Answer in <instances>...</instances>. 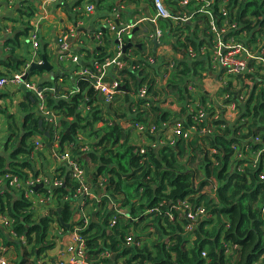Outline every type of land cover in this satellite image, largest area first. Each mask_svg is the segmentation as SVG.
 <instances>
[{
    "label": "trees",
    "instance_id": "trees-1",
    "mask_svg": "<svg viewBox=\"0 0 264 264\" xmlns=\"http://www.w3.org/2000/svg\"><path fill=\"white\" fill-rule=\"evenodd\" d=\"M220 2L214 0L209 7L217 26H221L222 20L218 11ZM226 9L231 20L237 22V28L233 31L230 29L223 35L224 38H237L245 32L247 37L243 43L249 47L255 41L256 30L260 35L264 34V0H227ZM179 26L171 28L169 33L184 42L188 41V36H180L182 27ZM103 57L104 54L100 53L94 55L95 59L102 60L100 62H103ZM131 64L137 65L134 62ZM132 70L126 72L123 69L117 75L125 78L127 74L128 78L134 80L136 77ZM138 73L141 74V70ZM189 82L194 83L188 67L174 63L164 87L173 88L182 100V93L187 95ZM124 84L129 86L127 78ZM257 84L261 83L256 82L255 86ZM151 85L152 81L148 83V94L150 92L154 96ZM226 87L223 92L234 95L232 84L227 83ZM257 88L245 100L239 99L241 92L237 94L236 104L241 116L232 123L225 121L222 114L211 122L205 117L193 122L194 111L187 115L183 113L182 118L175 119V114L162 113L156 105L145 102L147 109L157 113L155 127L160 123L180 122L183 129L194 124L199 130L212 123L224 125V130L207 136H200L196 132L188 139L177 138L173 145L164 144L156 149L143 147L144 154L129 143V134L123 132L114 121L96 128L97 122L103 118L102 111L94 103L99 101V95L86 78L81 77L78 81L79 91L69 94L67 98L46 94L47 106L62 117L59 121L58 152L63 151L64 143L71 145V155L83 170H87L85 184L95 195H82L83 204H92L95 209L99 204V209L95 220L89 216L86 222L85 217L73 221L70 201L79 189V183L71 176L64 162L58 168L59 174L53 178L60 180V185L54 186L52 180L48 188L42 186L35 190V193L44 195L46 201L41 204L47 208L44 215L38 217L34 216L32 202L25 195V190L22 187L11 189L7 179L8 187L0 194V213L7 214L12 220L15 238L11 239L0 228V239L14 248V264H35L41 254L54 246L49 241L54 223L63 232L76 230L83 240L84 261L87 264H119L120 261L122 264H264V174L260 178L263 169L258 166L244 167L242 172L229 169L234 148L242 141L251 137L254 144L250 143L249 147L253 151L264 148V84ZM207 96L205 99L202 96L203 104L198 108L210 114L215 105ZM35 99L34 102H37ZM82 106L88 108L85 115L81 113ZM141 115L138 111L137 116ZM45 120L43 122L31 113L26 118V127L30 134L46 135L53 140L55 128L49 125L51 123L47 118ZM135 121L145 122L141 118ZM242 130L245 132L241 133ZM79 133L92 141L87 150H82L84 144L78 143ZM255 138L258 140L255 141ZM31 148L24 143L15 148L8 160L0 156V175L26 180L22 170L29 165L26 160ZM193 151L201 152L198 171L202 178L197 180L194 179L197 177L196 171L188 165L192 157L183 161V157L191 155ZM19 155L25 157L21 162ZM238 163L241 166L245 161ZM209 187L211 190L207 191ZM183 200L188 202V209L178 208V203ZM49 201L55 202L56 207L51 208ZM199 206L208 216L192 225L185 213ZM124 209L123 215L116 212ZM114 217H117V222L111 226ZM141 222L145 223L149 233L145 238L151 237L150 243L142 242L140 247L126 245L125 238L131 235H126L129 226ZM188 226H191V230H188ZM135 239L138 241V238ZM22 241L30 248L27 249ZM202 252H205L204 256Z\"/></svg>",
    "mask_w": 264,
    "mask_h": 264
},
{
    "label": "crops",
    "instance_id": "crops-1",
    "mask_svg": "<svg viewBox=\"0 0 264 264\" xmlns=\"http://www.w3.org/2000/svg\"><path fill=\"white\" fill-rule=\"evenodd\" d=\"M208 1L212 2L213 0ZM163 3L171 14L170 19L155 18L153 0H60L56 3L52 0H0V77H11L16 73L25 75L30 63H42L44 56L51 66V72L33 71L27 75L25 82L34 84L36 88L43 89L45 94H50L55 98H67L69 94L79 91L78 81L81 77L84 79L79 74L80 69H94L96 63H101L102 60L94 58L95 54H104L103 61L114 57L119 51L117 33L123 28L130 27L122 32L123 36L121 37L122 47L131 43V47L127 48L125 54L122 53L120 57L124 67L120 69L114 65L108 67L103 80L110 84L118 76L117 73L123 69H126V72L133 69L131 73L135 74L136 79L128 78L127 74L125 78L118 76L121 80L123 78L122 85L116 90L109 103L105 102L98 93L99 101L94 103L102 111L103 118L97 122L96 128L99 129L106 123L110 125L114 121L123 132L129 134V143L139 149L152 148L153 145L156 149L172 140V128L180 122H165L155 127L154 121L157 118V113L147 109L145 102H151V106L156 105L162 113L175 114L176 119L182 118L183 113L187 115L190 110H196L203 104V98L205 99L207 95L214 105L225 99L224 94L219 98H214L211 95L218 90H226L227 83L232 84L233 94L241 92L244 95L243 84L248 89L247 94L253 88L259 87V85L252 84L248 78H244L243 83L236 79L223 81L222 77L226 72L222 67H213V59L217 50L213 42L215 26L207 13L199 11L200 4L203 2H199V0H163ZM87 6L92 8L91 11L86 10ZM176 26L182 27L180 36L182 38L188 36V41L184 42L169 33V30ZM34 31L37 33L38 39L36 50L32 47L30 40L31 33ZM246 37V33L242 32L237 36L236 41L243 44ZM59 38L65 40L67 51L60 50ZM256 38L258 36L255 35V41L250 43L249 49L256 48ZM144 47L148 48L149 54H140ZM72 56L77 57L79 61L73 63L70 59ZM249 60L250 58L248 62ZM133 62L137 65L131 64ZM171 63L188 67L194 82L187 84V95L182 93L184 97L182 100L179 99L175 91L170 88L166 90L164 87L168 72L173 69V67L169 68ZM251 64H254V61ZM164 69L167 70L165 76ZM140 70L141 74L138 73ZM151 72H155V76L150 77L149 73ZM126 78L129 85L127 87L124 84ZM150 81H152L154 96L150 92L148 94ZM19 85L9 82L0 89V156L8 160L10 154L14 153L15 148L20 147L21 144L25 143L26 146L32 147L26 160L29 165L22 171L26 174V180L30 178L45 179L48 184L41 185L43 188H48L49 182L59 174L58 168L63 163L57 154L72 153L71 145L64 143L63 151L58 152L61 130L59 121L62 117L57 111L47 106V98L45 107L57 118V125L49 124L56 131L53 140L46 135L30 134V130L26 127V118L33 113L34 117L46 122V117L38 111V100L34 102L36 96L33 92L24 85L27 90L25 92ZM143 87L146 88V95L140 98L139 92ZM134 89L136 93L133 96ZM250 94L251 92L249 96ZM140 101L144 103H140ZM29 106L37 108L35 111H29ZM87 109V106H82V115L86 114ZM138 111L142 114L141 116H137ZM135 112L137 114L133 115ZM137 118H141L145 122L135 121ZM138 125L143 129H140ZM150 127L155 128L156 133L150 134L147 130ZM244 132L242 130L241 133ZM250 139L251 137L247 140ZM88 140L86 138V141ZM247 140L242 141L234 148V154L230 157L229 169L234 168L242 172L244 167L256 168L258 166L263 169L262 174H264V150L261 148L253 151L249 147L250 143L254 144L253 139L246 143ZM80 142L83 143L82 140ZM87 145L89 144L87 143ZM23 158H25L24 155L18 156L20 162ZM242 160L245 161V164L240 166L238 162ZM5 175H0V191L8 187L6 183L8 179L11 189L22 187L25 190V195L32 202L34 216L44 215L47 208L40 203L44 195L35 193L33 187L31 191L34 194H27L29 188L25 183L26 180L13 176L16 178V183L13 186ZM81 197L73 195L70 201L72 212H74L73 221L86 216L95 220L99 204L96 205V209L92 204L84 205ZM89 197H95V195L91 193ZM51 201L48 202V205L55 208L56 203ZM116 212L123 215L125 211ZM0 228L5 235H10L11 239L15 238L12 232V220L5 213H0ZM129 228L140 230V236L131 234L136 238L147 234V228L132 227V225ZM76 234V230L63 232L54 223L49 233V241L53 242L54 246L41 254L35 264H58L59 262L70 264L74 255L66 252V248L69 246L77 248V242L74 240ZM147 239L150 243L151 237ZM2 242L0 239V255H4L8 251L2 253L6 249L3 247L6 243L2 245ZM22 243L26 244L25 241ZM8 247L12 248L9 245ZM25 247L30 248L29 245ZM10 253L12 254V252Z\"/></svg>",
    "mask_w": 264,
    "mask_h": 264
},
{
    "label": "built area",
    "instance_id": "built-area-1",
    "mask_svg": "<svg viewBox=\"0 0 264 264\" xmlns=\"http://www.w3.org/2000/svg\"><path fill=\"white\" fill-rule=\"evenodd\" d=\"M55 3L59 2L60 0H52ZM214 1V0H213ZM209 2L208 0H199V2H203L200 4L199 11L207 13L210 18L212 24L215 26L214 36H213V42L216 45V53L215 57L213 59V67H222L223 70L228 74L230 77L238 78L241 81H244V78H248L252 84H256V82H260L261 84H264V41L262 36L256 38V48L254 50L249 49V47L245 46L244 43L237 42V38L229 37L228 39L224 38L223 35L228 33L230 29L235 30L237 28V23L234 20H231V18L228 16V10L226 9V2L227 0H220L218 11L221 15V26L216 25V21H214L213 16L209 12V7L213 3ZM153 4L155 7V18H163V19H170L171 14L170 12L165 8L163 0H153ZM91 7L87 6L86 10L89 12L91 11ZM128 28H123L121 31L117 33L118 36V53L109 59L104 60L101 63H96L94 65V69L89 68H81L79 71V74L82 75L84 78H87L90 81L91 86L93 89L99 93L105 102L109 103L112 101L113 96L117 89L120 88L122 85V80L118 76L114 78V80L107 84L103 80V76L106 74V69L110 66H115L117 68L124 67V63L122 59L120 58L122 55L121 47L123 45L121 41V37L123 36V31ZM31 44L32 47L36 50L38 48V39H37V33L34 31L31 33ZM58 43L60 46L61 51H67L68 47L65 43V40L62 38L58 39ZM250 58L249 62L248 59ZM71 61L73 63H77L79 60L77 57L72 56ZM254 61V64H251V62ZM173 63L169 65V68L172 69ZM260 73V75H257ZM24 73H16L12 75L11 77H0V89L3 88L7 83H15V84H21L23 83L29 91H32L33 94L36 96L38 100V111L42 112L44 116L48 119L49 123L53 125H57L56 116L53 112L48 110L45 106V100H46V94L44 93L43 89L36 88L34 84H30L25 82L23 80ZM249 75L248 77H245ZM256 79V81L254 80ZM238 80V79H237ZM243 83V82H241ZM257 84V85H261ZM243 87H245L244 95L241 93L239 95L240 100H245L246 97L249 96V93L254 89H252L248 94V89L243 84ZM257 89V88H256ZM238 92L237 94H239ZM225 95V99L222 101H219L215 105V109L213 113H208L206 111H202V108H197L194 110V114L192 116L193 122H198L201 120V118H207L209 122L212 120H215L219 117L220 114L223 117L225 121H228L232 123L234 120L239 119L241 114L238 109V105L236 104V97L237 94L228 95L227 92L223 93ZM233 94V92H232ZM146 95V88L143 87L139 92V97L143 98ZM234 98V99H232ZM227 100V101H226ZM193 112V110H190L189 113ZM138 127L140 129H143L142 126ZM150 134L156 133V129L153 127H150L147 129ZM224 130V125H214L212 123H208L203 128H198L192 124L190 127L183 129L181 123H176L172 128V134L173 138L172 141L177 138L182 139H188L192 134L199 132L200 136H207V135H213L214 133H219L220 131ZM79 144L80 140H82L81 136L78 135ZM258 140V138H255V141ZM169 144V142L167 143ZM164 145V144H163ZM170 145V144H169ZM161 146V145H160ZM154 148V145L152 146ZM88 146L84 145L82 150H87ZM264 150V148H262ZM140 154L145 153V149L140 148L139 149ZM57 157L62 160L64 163L68 165V168L71 171V176L79 183V189L75 193L74 197L82 196V195H89L91 196L90 190L85 184V173L84 170L78 165V163L75 162L74 158L72 157L71 153L69 152H62L58 153ZM7 178H9L10 184L14 186L16 183V178L11 175H5ZM263 174H261L260 178H262ZM26 185L29 188L27 194H34L32 193L31 189L32 187H35L38 184H48V181L41 180L38 178H30L26 180ZM54 185H60V180H53ZM2 192L0 191V194ZM46 201V200H45ZM44 199L40 201V203L45 202ZM189 204L186 200L180 201L178 203V208H186L188 209ZM150 212V211H149ZM208 214L205 213L202 206H199L195 210H190L187 213H185V217L187 221H189L192 225L196 223L201 218H206ZM86 222V219H85ZM117 222V217H114L110 223L111 226H114ZM191 226H188V230ZM77 242V248L73 246H69L66 248V252H69L74 255V257L71 259L70 264H85L84 261V244L82 238L76 234L75 239ZM125 244L126 245H134L136 247H140L142 245V241H136L135 237L132 235H129L125 238ZM63 253V252H62ZM202 256L205 255V252L201 253ZM0 264H8L6 259L3 255L0 256ZM58 264H66L63 262H59Z\"/></svg>",
    "mask_w": 264,
    "mask_h": 264
},
{
    "label": "rangeland",
    "instance_id": "rangeland-1",
    "mask_svg": "<svg viewBox=\"0 0 264 264\" xmlns=\"http://www.w3.org/2000/svg\"><path fill=\"white\" fill-rule=\"evenodd\" d=\"M263 29H264V27H263ZM259 31L258 30H256L255 31V35L256 36H258V37H260V36H262V38H263V41H264V34L262 33L261 35L258 33ZM257 33V34H256ZM145 46V45H144ZM148 50V48H146V47H144L143 48V50L140 52V54H142V55H147V54H149V51H147ZM167 66V63L165 64V67ZM163 72H165V74H167V71L164 69V71ZM149 76L150 77H152V76H155V72H151V73H149ZM223 79V81H231L232 79H236V78H234V77H230L228 74H226L225 73V75H223V77H222ZM237 80V79H236ZM191 88V87H190ZM167 89H169V87L167 88L166 87V90ZM170 90H173V88H170ZM170 90H168V92H170L171 93V95H173V93L170 91ZM222 92L223 91H221V90H218L217 92H215L213 95H211L212 97H214V98H219V97H221L222 96ZM136 92H135V89L132 91V95L134 96V94H135ZM194 95H196V94H194ZM208 97V96H207ZM171 98V97H170ZM209 98V97H208ZM171 102V101H170ZM160 104H162L161 102H160ZM36 106H34V107H32V106H29V111H32V110H36ZM137 114V112H135L133 115H136ZM130 117H132V115H130ZM163 124V123H162ZM80 134V136H81V138H82V141H83V143L82 144H84V143H86V144H84V145H87V143L88 144H90V141L88 140V141H86V137L83 135V134H81V133H79ZM175 143V140L174 141H170L169 142V144L170 145H173ZM88 146V145H87ZM90 146V145H89ZM191 150V149H190ZM189 150V151H190ZM189 156H191L192 158H190ZM188 158H190V161H189V163H188V165L193 169V170H195L196 171V173H197V177H194V179H198V178H202V176H201V173L198 171V166H199V163H200V161H201V152H199V151H193L192 153H191V155H188V154H186V156L185 157H183V161H187V159ZM206 190L207 191H209V190H211V187H209V188H206ZM117 205H119V203H117ZM126 209H124V211H125ZM89 217V216H88ZM87 218V216L85 217V219ZM145 222H147L146 220H144ZM143 221V222H144ZM143 222H141V223H139L138 225H133V224H131L132 225V227H135V226H137L138 228L139 227H143V228H145V223H143ZM143 231V230H142ZM141 231V232H142ZM146 232H147V229H146ZM127 234H132V235H134L135 236V234L137 235V236H140L139 234H140V230L138 229V230H136V229H134V228H130L129 229V231H128V233L126 232V235ZM148 233L147 234H145L144 236H142L143 238H141V237H139L138 238V241L141 239L142 240V242H143V244H148L149 243V241H148V239H146L145 237H148ZM3 244H5V243H3L2 242V245ZM6 245V244H5ZM3 246L4 248H6L5 250H3L2 251V253H4L6 250H8V251H6L5 253H4V258L6 259V261H7V263L9 264H14L15 263V261H16V259H15V250H14V248H10V247H8V246ZM25 246H27V244H24ZM1 252V251H0ZM10 252H12V254L10 253ZM13 255V256H12ZM15 255V256H14ZM12 256V257H11ZM14 258V259H13ZM122 261H120L119 263L120 264H122L121 263Z\"/></svg>",
    "mask_w": 264,
    "mask_h": 264
},
{
    "label": "water",
    "instance_id": "water-1",
    "mask_svg": "<svg viewBox=\"0 0 264 264\" xmlns=\"http://www.w3.org/2000/svg\"><path fill=\"white\" fill-rule=\"evenodd\" d=\"M153 42H154V41H153ZM129 47H131V43H130V42H129L127 45H124V46L122 47V53L125 54L126 49L129 48ZM41 62H42V63L31 62V63H30V66H29V69L25 72V75H23V78H22V79L25 80L26 77H27V75L30 74V73L33 72V71L44 70V71L51 72V66L48 64V62H47V60L44 58V56L42 57V61H41ZM19 87H20L21 89H23L25 92L27 91L23 83H21V84L19 85ZM84 173H85V175L87 176L88 173H87V170H86L85 168H84ZM39 188H42V185H41V184L36 185V187L34 188V190H37V189H39Z\"/></svg>",
    "mask_w": 264,
    "mask_h": 264
}]
</instances>
